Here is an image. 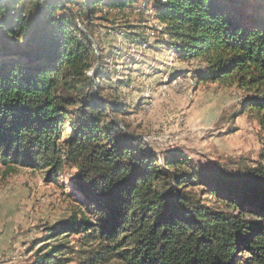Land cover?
Returning <instances> with one entry per match:
<instances>
[{"label": "trees", "instance_id": "16d2710c", "mask_svg": "<svg viewBox=\"0 0 264 264\" xmlns=\"http://www.w3.org/2000/svg\"><path fill=\"white\" fill-rule=\"evenodd\" d=\"M152 7L166 25L162 44L203 65L193 82L236 86L241 113L264 131V0H0V165L48 180L69 165L82 196L32 264L68 263L73 248L62 241L73 235L91 246L89 264H264V143L260 162L231 172L179 150L160 159L107 121L124 110L94 95L102 89L88 73L103 58L76 20Z\"/></svg>", "mask_w": 264, "mask_h": 264}, {"label": "rangeland", "instance_id": "374dc122", "mask_svg": "<svg viewBox=\"0 0 264 264\" xmlns=\"http://www.w3.org/2000/svg\"><path fill=\"white\" fill-rule=\"evenodd\" d=\"M139 11H98L90 23L81 18L75 22L95 53L102 54L88 73L102 89L94 95L126 112H108L107 121L141 138L160 159L179 150L198 167L228 172L237 164L260 162L264 131L249 111L241 113L243 92L236 86L194 83L190 76L203 65L180 61L168 41L162 44L166 25L157 21L153 7L146 14ZM99 67L106 68L97 78ZM177 81L185 89L174 87ZM70 127L66 130L72 135ZM46 172L17 167L8 173L0 165V264H32L43 247L58 243L48 239L49 228L68 221L79 209L76 169L68 165L52 180ZM65 242L73 248L65 255L66 264H89L82 250L91 246L82 247L83 240L75 235Z\"/></svg>", "mask_w": 264, "mask_h": 264}, {"label": "bare ground", "instance_id": "6f19581e", "mask_svg": "<svg viewBox=\"0 0 264 264\" xmlns=\"http://www.w3.org/2000/svg\"><path fill=\"white\" fill-rule=\"evenodd\" d=\"M162 25H163V24H162ZM163 27H164V25H163ZM160 29H161V27H160ZM173 86L176 87V88H180L181 90L185 89V85L182 84L181 81L174 82V83H173ZM173 86H172V87H173Z\"/></svg>", "mask_w": 264, "mask_h": 264}]
</instances>
